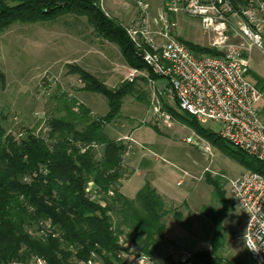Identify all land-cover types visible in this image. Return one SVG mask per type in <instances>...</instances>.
<instances>
[{
	"label": "trees",
	"instance_id": "obj_1",
	"mask_svg": "<svg viewBox=\"0 0 264 264\" xmlns=\"http://www.w3.org/2000/svg\"><path fill=\"white\" fill-rule=\"evenodd\" d=\"M65 14L85 17L101 38L116 44L127 67L147 72L143 79L160 78L142 61L120 23L106 16L92 0H0V33L15 23L51 21ZM177 39L196 55L218 54L206 45ZM66 67L68 73L77 75L81 92L105 98L107 111L95 116L86 102L61 94L57 98L63 114L45 118L42 131L34 125L18 132L7 128L6 115L0 113V264L31 255L43 258L45 264H78L89 259L100 264H121L118 256L128 253V240L137 242L140 252L152 258L165 238V218L170 209L148 181L132 198L120 192L125 177L123 156L128 147L104 130L119 117L124 98L137 91L135 82L123 80L109 87L78 64ZM248 74L264 93V79L250 69ZM0 81H4L2 72ZM164 107L175 120L194 129L246 170H264L260 160L199 125L194 116L166 104ZM205 180L215 191L217 205L203 206L201 213L213 229L209 247L191 253L189 264H223L218 255L224 242L222 221L233 206L220 180L208 175ZM89 184L100 196L98 201L91 200ZM172 212L179 219V213ZM46 222L59 233L57 237L34 233L40 223ZM165 264L181 263L167 253ZM235 264L244 263L238 260Z\"/></svg>",
	"mask_w": 264,
	"mask_h": 264
},
{
	"label": "rangeland",
	"instance_id": "obj_2",
	"mask_svg": "<svg viewBox=\"0 0 264 264\" xmlns=\"http://www.w3.org/2000/svg\"><path fill=\"white\" fill-rule=\"evenodd\" d=\"M124 1L133 2H104V10L121 23L130 14L121 5ZM145 1L151 4L152 14L161 8L160 0ZM175 18L176 37L206 45L198 19L184 14H177ZM249 58L250 71L264 79V54L253 48ZM69 63L78 64L109 87L125 80L127 72V65L116 44L101 38L83 16L65 14L51 21L15 23L0 33V72L4 75V81H0V113L6 115L7 128L18 132L21 128L35 125L37 131H42L45 118L64 113L57 98L61 94L88 102L95 116L105 114V98L97 93L81 92L77 75L68 73L66 66ZM144 73L147 75L146 71ZM248 79L252 81L251 74H248ZM134 82L137 91L124 98L119 117L104 130L109 137L131 144L123 156L125 177L121 185L134 173L137 161L144 154L154 158L153 164L163 169L165 188L176 193L175 197L164 198L166 208L170 209L165 218L166 241L152 257L153 261L165 264L163 258L167 253L177 258L182 252L193 253L209 247L213 225L201 213V208H215L217 197L205 180L208 175L221 181L226 198L233 206L222 221L224 242L218 255L223 264H235L238 260L251 264L240 237L244 231L245 215L236 206L229 188L230 181L246 169L211 144L209 153H206L195 143L186 142L187 136L197 133L172 116L170 125L162 122L156 109L169 113L164 104L181 112L175 100L165 97L163 89L166 82L163 78L155 80L154 84L142 77L135 78ZM258 109L264 120V93ZM198 122L218 132L216 123ZM131 135L135 141L125 139ZM139 176L143 177V173L140 172ZM180 180L182 182L178 183ZM172 211L179 213V219L173 217ZM112 217L117 220L115 215ZM236 235L239 238H235ZM125 247L129 253H141L133 240H128ZM95 264L100 263L96 261Z\"/></svg>",
	"mask_w": 264,
	"mask_h": 264
},
{
	"label": "built area",
	"instance_id": "obj_3",
	"mask_svg": "<svg viewBox=\"0 0 264 264\" xmlns=\"http://www.w3.org/2000/svg\"><path fill=\"white\" fill-rule=\"evenodd\" d=\"M103 13L105 0H92ZM128 14L124 23L117 20L132 41L137 54L150 71L166 82L165 97L176 101L180 111L200 122H214L222 139L264 165V120L258 104L263 92L248 79L249 53L257 48L264 54V0H160L161 8L152 14L151 4L145 0L124 1ZM124 9V10H125ZM177 14L198 19L206 37V46L217 55H196L175 36ZM147 75L127 67L125 80L134 81ZM154 84L155 80L148 79ZM158 117L167 125L172 123L169 113L159 111ZM125 139L132 140L130 137ZM209 153V143L197 134L185 138ZM92 147H97L95 144ZM88 146L81 149L84 151ZM180 183V182H179ZM230 192L236 206L245 215L242 236L244 246L254 264H264V170H245L230 181ZM91 200L100 196L88 185ZM31 232L34 230H30ZM36 235L58 232L51 225L40 223ZM239 238V236H235ZM254 245L256 251L250 250ZM121 264H162L140 253H121ZM190 252H182L177 260L189 264ZM78 264H95L91 259ZM3 264H45L37 255L13 258Z\"/></svg>",
	"mask_w": 264,
	"mask_h": 264
},
{
	"label": "crops",
	"instance_id": "obj_4",
	"mask_svg": "<svg viewBox=\"0 0 264 264\" xmlns=\"http://www.w3.org/2000/svg\"><path fill=\"white\" fill-rule=\"evenodd\" d=\"M86 104L88 105V107L91 108L88 102H86ZM130 138L132 139V141H135L132 135ZM127 147L128 148L131 147V144H128ZM158 152L160 155H163V151L159 150ZM156 159L155 161L158 162V158ZM153 162H154V158L146 157L144 156V154H142L139 160L137 161V164L134 169V173L131 175L129 179H127V181L124 184L121 185L120 192L126 197L132 198L134 197L135 193L140 189V187L144 184V182L148 181L163 199L166 196L175 197L176 193L174 191L172 192L168 191L163 184V169L160 166H158V164H155V163L153 164ZM124 167H125V164H124ZM140 172L143 173L144 178L139 176ZM179 182L181 183L182 181L180 180L178 181V183ZM165 241H166V236L164 240L162 241V243L164 244ZM162 243L160 244V246L162 245ZM136 248L138 249V251H140L138 247ZM163 261L165 262V257L163 258Z\"/></svg>",
	"mask_w": 264,
	"mask_h": 264
},
{
	"label": "clouds",
	"instance_id": "obj_5",
	"mask_svg": "<svg viewBox=\"0 0 264 264\" xmlns=\"http://www.w3.org/2000/svg\"><path fill=\"white\" fill-rule=\"evenodd\" d=\"M250 250L255 252L256 251L255 246L254 245H250Z\"/></svg>",
	"mask_w": 264,
	"mask_h": 264
}]
</instances>
